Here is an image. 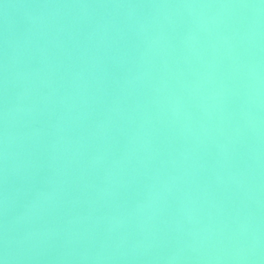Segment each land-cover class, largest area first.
<instances>
[{"label": "water", "instance_id": "water-1", "mask_svg": "<svg viewBox=\"0 0 264 264\" xmlns=\"http://www.w3.org/2000/svg\"><path fill=\"white\" fill-rule=\"evenodd\" d=\"M4 264H264V0H0Z\"/></svg>", "mask_w": 264, "mask_h": 264}, {"label": "snow or ice", "instance_id": "snow-or-ice-1", "mask_svg": "<svg viewBox=\"0 0 264 264\" xmlns=\"http://www.w3.org/2000/svg\"><path fill=\"white\" fill-rule=\"evenodd\" d=\"M0 264H4V261L3 260H0Z\"/></svg>", "mask_w": 264, "mask_h": 264}]
</instances>
